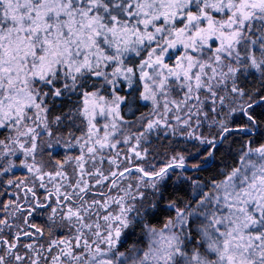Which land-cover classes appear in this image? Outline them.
<instances>
[{
	"label": "snow or ice",
	"instance_id": "snow-or-ice-1",
	"mask_svg": "<svg viewBox=\"0 0 264 264\" xmlns=\"http://www.w3.org/2000/svg\"><path fill=\"white\" fill-rule=\"evenodd\" d=\"M0 264H264V0H0Z\"/></svg>",
	"mask_w": 264,
	"mask_h": 264
}]
</instances>
